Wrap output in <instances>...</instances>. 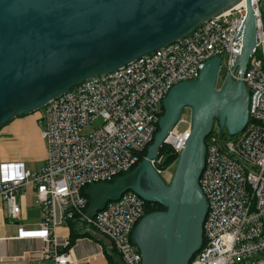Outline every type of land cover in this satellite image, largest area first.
<instances>
[{
  "label": "built area",
  "instance_id": "built-area-1",
  "mask_svg": "<svg viewBox=\"0 0 264 264\" xmlns=\"http://www.w3.org/2000/svg\"><path fill=\"white\" fill-rule=\"evenodd\" d=\"M252 7L257 40L244 71L233 69L246 12L241 0L161 49L89 77L37 109L47 149L43 165L31 170L21 160L0 162V211L10 220L20 219L17 195L27 184L34 186L41 208L38 227L18 224L12 238L38 239L40 249L29 252L52 264H105L108 246L123 264H142L131 234L146 214L145 200L129 190L89 218L88 197L82 190L134 167L153 137L171 86L197 78L206 59L220 56L222 78L230 73L245 83L249 119L236 135L224 138L216 127L206 137L199 177L207 202L203 242L188 264H264V0H252ZM178 123L185 128L176 129ZM177 124L164 144L178 155L188 137L190 117L181 114ZM89 125L94 128L83 133ZM164 158L158 152L150 160L161 176ZM72 228L86 234L70 245ZM88 231L96 233L94 239ZM80 245L84 254L76 256L74 248ZM26 252L20 257L29 255Z\"/></svg>",
  "mask_w": 264,
  "mask_h": 264
},
{
  "label": "water",
  "instance_id": "water-1",
  "mask_svg": "<svg viewBox=\"0 0 264 264\" xmlns=\"http://www.w3.org/2000/svg\"><path fill=\"white\" fill-rule=\"evenodd\" d=\"M239 1L0 0V128L89 77L161 49ZM245 2L241 51L233 66L242 71L257 40L252 0ZM220 60L206 59L197 78L171 86L162 102L158 131L133 169L85 190L89 218L129 190L164 207L144 214L132 231L142 264H188L202 245L207 202L199 177L205 139L215 121L232 136L249 119L244 81L228 73L218 84ZM185 109L190 130L166 182L150 160Z\"/></svg>",
  "mask_w": 264,
  "mask_h": 264
},
{
  "label": "crops",
  "instance_id": "crops-1",
  "mask_svg": "<svg viewBox=\"0 0 264 264\" xmlns=\"http://www.w3.org/2000/svg\"><path fill=\"white\" fill-rule=\"evenodd\" d=\"M35 122L36 113L27 114L14 117L0 128V162L21 160L31 170H37L43 165L47 154L46 143ZM17 200L22 205L20 219L10 220L3 210L0 211V264H52L49 259L31 254L41 247L38 239L12 238L17 234L18 224L37 228L41 219V208L34 186L27 184L17 195ZM58 238H62L61 234ZM25 251L29 255L25 253V256L20 257ZM74 254L83 255V245L75 247Z\"/></svg>",
  "mask_w": 264,
  "mask_h": 264
},
{
  "label": "trees",
  "instance_id": "trees-1",
  "mask_svg": "<svg viewBox=\"0 0 264 264\" xmlns=\"http://www.w3.org/2000/svg\"><path fill=\"white\" fill-rule=\"evenodd\" d=\"M186 110V109H185ZM184 110V111H185ZM163 113V111H162ZM218 127L219 130H220V135L222 137H225L227 136V131L225 129H221L218 125V122L215 121V124L213 126V130H215V128ZM158 131V125H156V128L154 130V134ZM153 134V136H154ZM229 136V135H228ZM207 139V138H206ZM205 139V140H206ZM153 141V137L152 139L150 140V142L148 143L151 144V142ZM148 145L140 152V160L142 158L145 157L146 155V151H147V147ZM159 153L160 155H164V161L162 163V167L163 168H167L169 167L170 165H172L175 161H176V158H177V154L173 151L172 147H170L169 145L167 144H164L162 146H160L159 148ZM135 167V166H134ZM134 167H132L131 169H133ZM130 169V170H131ZM129 170V171H130ZM125 173V172H124ZM120 175V174H119ZM118 176V175H117ZM116 177V176H115ZM115 177H113L109 182H111ZM87 187H85L82 192L84 195L85 194V190H86ZM87 196V195H86ZM88 197V196H87ZM88 203H89V198H88ZM88 206V204H87ZM87 206L85 209H87ZM164 209V207L162 205H160L159 203H152V202H148V201H145V212L148 213L150 211H154V210H162ZM85 231H81L80 233L77 232L74 228L71 229V233H70V241H69V244L72 245L74 242H75V239L80 236V235H85ZM67 248V247H66ZM104 255H105V258H106V263L105 264H123L120 260V257L118 256V254L115 252V250L111 247V246H108L105 250H104Z\"/></svg>",
  "mask_w": 264,
  "mask_h": 264
},
{
  "label": "rangeland",
  "instance_id": "rangeland-1",
  "mask_svg": "<svg viewBox=\"0 0 264 264\" xmlns=\"http://www.w3.org/2000/svg\"><path fill=\"white\" fill-rule=\"evenodd\" d=\"M222 74H221V72H219V75H218V83L220 84V82L222 81ZM219 86V85H218ZM34 112H32V113H29V115H32ZM38 114H40V112L38 111ZM189 116V110L188 109H186L183 113H182V116ZM36 123V126L38 127V130H40V128H39V126H38V123L37 122H35ZM95 125H96V123H95ZM94 128V125H89V126H87V127H85V128H83V133H87V132H89V131H91L92 129ZM185 128V125L184 124H181V123H178L177 124V126H176V129H178V130H182V129H184ZM228 137V135L227 136H225L224 138H227ZM174 165H175V163H173L172 165H170L169 167H167L166 169H165V171L163 172V174H162V177L164 178V180L166 181V182H169L170 181V179H171V176H172V173H173V169H174ZM89 232V231H88ZM90 234H88V236L89 237H91V238H93L94 239V236L96 235V233L95 232H89ZM98 241H99V243H103V241L102 240H99L98 239Z\"/></svg>",
  "mask_w": 264,
  "mask_h": 264
},
{
  "label": "bare ground",
  "instance_id": "bare-ground-1",
  "mask_svg": "<svg viewBox=\"0 0 264 264\" xmlns=\"http://www.w3.org/2000/svg\"><path fill=\"white\" fill-rule=\"evenodd\" d=\"M163 145H164V143H163Z\"/></svg>",
  "mask_w": 264,
  "mask_h": 264
}]
</instances>
